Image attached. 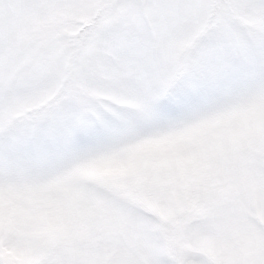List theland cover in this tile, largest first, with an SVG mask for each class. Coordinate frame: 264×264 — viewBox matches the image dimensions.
<instances>
[{"label": "snow or ice", "instance_id": "6c2138e0", "mask_svg": "<svg viewBox=\"0 0 264 264\" xmlns=\"http://www.w3.org/2000/svg\"><path fill=\"white\" fill-rule=\"evenodd\" d=\"M0 264H264V0H0Z\"/></svg>", "mask_w": 264, "mask_h": 264}]
</instances>
